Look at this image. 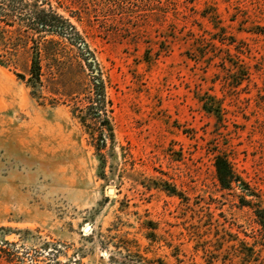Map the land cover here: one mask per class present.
Here are the masks:
<instances>
[{
    "label": "rangeland",
    "instance_id": "rangeland-1",
    "mask_svg": "<svg viewBox=\"0 0 264 264\" xmlns=\"http://www.w3.org/2000/svg\"><path fill=\"white\" fill-rule=\"evenodd\" d=\"M121 1L89 3L81 22L70 0L59 9L112 103L116 145L101 152L73 115L95 80L78 48L41 46L34 95L31 51L0 33L1 262L240 264L232 239L264 262V227L215 167L226 156L264 208V0Z\"/></svg>",
    "mask_w": 264,
    "mask_h": 264
},
{
    "label": "trees",
    "instance_id": "trees-1",
    "mask_svg": "<svg viewBox=\"0 0 264 264\" xmlns=\"http://www.w3.org/2000/svg\"><path fill=\"white\" fill-rule=\"evenodd\" d=\"M70 1L75 10L69 9V7L65 8L69 9L71 14H76L75 16L80 22L84 20L83 15L88 16L90 14L91 9L87 7L89 3H94L96 8L100 7V0ZM111 1L114 2L113 5L123 3L121 0ZM64 6L63 0H0V33L14 38L15 47L23 45L28 51H31L27 85L32 88L34 95H37L41 85V46L44 43L60 46V41L65 40L78 48L79 52L82 53V58L91 68L92 77L95 80L92 82L89 93H85L84 98L75 101L73 115L86 127L92 140L96 143V149L101 152L107 149L108 145L110 147L116 145L111 116L113 113L112 103L106 95L105 85L100 79L101 73L94 55L89 51L87 43L70 19L59 12V9ZM131 8L130 4L123 6V10H126L127 13H130ZM29 43H32V46H29ZM6 61H11V59L3 60L0 56V65H5ZM18 76L25 77L20 74ZM202 102L205 111L214 114L217 119L223 118V109L215 101L213 103ZM215 167L220 187L223 190L240 189L242 204L254 208L260 225L264 227V208L260 201V195L235 172L232 163L226 156H217ZM162 188L173 196L180 198L183 196L168 182H164ZM232 241L240 245L234 244L232 246L234 255L239 258L240 264H264L260 254L253 246L236 239H232ZM0 244L4 245L3 241L0 240ZM3 253H6L5 250L0 248V264H3L1 262L4 258L1 255ZM7 259L8 257L4 260L8 262Z\"/></svg>",
    "mask_w": 264,
    "mask_h": 264
}]
</instances>
